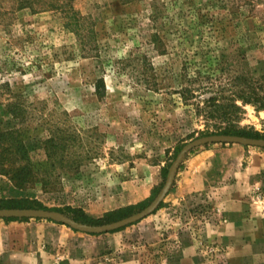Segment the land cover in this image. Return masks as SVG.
Segmentation results:
<instances>
[{
  "label": "rangeland",
  "instance_id": "1",
  "mask_svg": "<svg viewBox=\"0 0 264 264\" xmlns=\"http://www.w3.org/2000/svg\"><path fill=\"white\" fill-rule=\"evenodd\" d=\"M67 2L0 0V132L16 131L50 169L47 186L1 175L0 209L113 223L150 206L138 204L189 143L229 131L264 139V107L236 98L242 111L229 118L208 102L238 76L264 84V0ZM162 202L104 233L1 217L20 226L0 244V264H177L187 248L197 264H264V146L193 148Z\"/></svg>",
  "mask_w": 264,
  "mask_h": 264
},
{
  "label": "trees",
  "instance_id": "2",
  "mask_svg": "<svg viewBox=\"0 0 264 264\" xmlns=\"http://www.w3.org/2000/svg\"><path fill=\"white\" fill-rule=\"evenodd\" d=\"M18 8L23 9L27 7L36 9H61L69 6L71 2L67 0H16ZM2 10H0L1 12ZM260 79H255L250 76H241L234 79V81L229 82L226 86L220 88V92L216 95L211 96L208 102L214 109V111H220L227 117H232L238 115L242 108L236 103V98L242 99L245 103H253L264 107V98L261 91H264V84ZM104 81H101L97 87L99 94H104L106 91ZM227 92V93H226ZM230 93L228 96L227 94ZM221 98H226L225 103H221ZM213 112V111H212ZM226 134L242 135L251 138L262 137L260 133L251 132H224ZM54 142V141H53ZM52 143L48 141V145ZM52 145V144H51ZM58 147V145H54ZM57 152V151H53ZM53 154V153H51ZM50 154V160L53 156ZM49 161H44L43 163H35L28 154L27 146L22 138L17 136L16 131L0 132V176L6 175L19 187L27 188L36 183H43L47 186L46 179L49 176L50 169L47 166ZM48 181V180H47ZM165 183V182H164ZM164 183L160 187H156L152 196L144 203L138 204V207L145 208L150 205L158 196L159 192L162 190ZM164 203H161L162 207ZM13 208H24L23 206H12ZM43 209H49L46 207H39ZM59 210L60 209H50ZM18 217H11L10 220H16ZM75 219L78 222L88 223V224H100L101 219H96L86 214H75Z\"/></svg>",
  "mask_w": 264,
  "mask_h": 264
},
{
  "label": "water",
  "instance_id": "3",
  "mask_svg": "<svg viewBox=\"0 0 264 264\" xmlns=\"http://www.w3.org/2000/svg\"><path fill=\"white\" fill-rule=\"evenodd\" d=\"M214 142H231V143H244L249 145H262L264 146V139H256L250 138L247 136L241 135H231V134H216L211 136H206L199 138L184 147V149L179 154L177 160L175 161L168 180L159 193L157 198L150 204L149 207L142 210L141 212L134 214L128 218L122 219L120 221H116L113 223L103 224V225H88L84 223H80L73 219L71 216L60 212V211H53V210H44V209H27V208H4L0 209V218L1 217H30V218H46L51 219L57 222L68 224L78 230L90 232V233H104L112 230H117L123 227H126L132 223H135L151 213L155 211L162 201L167 196L168 192L170 191L173 180L175 178L176 172L178 170L179 165L185 159L186 155L195 147H198L203 144L207 143H214Z\"/></svg>",
  "mask_w": 264,
  "mask_h": 264
},
{
  "label": "crops",
  "instance_id": "4",
  "mask_svg": "<svg viewBox=\"0 0 264 264\" xmlns=\"http://www.w3.org/2000/svg\"><path fill=\"white\" fill-rule=\"evenodd\" d=\"M20 224L17 222H11L7 223L5 221H0V244L5 245V235H9L10 232H12L16 227H19ZM11 238L12 243L14 245L15 243V237L12 235ZM17 238V237H16ZM10 241V239H9ZM196 253L194 249L187 248L186 250H183V253L181 254L182 262H178L177 264H197L196 263Z\"/></svg>",
  "mask_w": 264,
  "mask_h": 264
}]
</instances>
